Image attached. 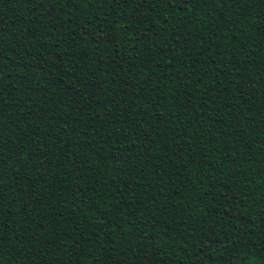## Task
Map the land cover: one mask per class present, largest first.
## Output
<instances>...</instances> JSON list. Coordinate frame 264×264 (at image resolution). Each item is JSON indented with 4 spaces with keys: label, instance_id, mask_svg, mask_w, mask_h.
Wrapping results in <instances>:
<instances>
[{
    "label": "trees",
    "instance_id": "1",
    "mask_svg": "<svg viewBox=\"0 0 264 264\" xmlns=\"http://www.w3.org/2000/svg\"><path fill=\"white\" fill-rule=\"evenodd\" d=\"M0 264H264V0H0Z\"/></svg>",
    "mask_w": 264,
    "mask_h": 264
}]
</instances>
